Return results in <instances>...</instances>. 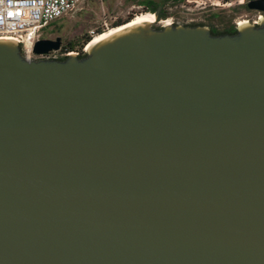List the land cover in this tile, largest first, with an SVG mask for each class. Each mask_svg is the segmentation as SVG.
Returning a JSON list of instances; mask_svg holds the SVG:
<instances>
[{
	"label": "water",
	"instance_id": "water-1",
	"mask_svg": "<svg viewBox=\"0 0 264 264\" xmlns=\"http://www.w3.org/2000/svg\"><path fill=\"white\" fill-rule=\"evenodd\" d=\"M0 264H264V17L0 39Z\"/></svg>",
	"mask_w": 264,
	"mask_h": 264
},
{
	"label": "rangeland",
	"instance_id": "rangeland-1",
	"mask_svg": "<svg viewBox=\"0 0 264 264\" xmlns=\"http://www.w3.org/2000/svg\"><path fill=\"white\" fill-rule=\"evenodd\" d=\"M249 0H184L175 5H166L167 20L173 23L185 24L201 22L222 28L227 24L255 23L264 17V12L249 10L244 4ZM147 5L135 0H83L78 6L65 17L51 22L46 29L58 30L63 40L71 42L73 46L68 49L79 47L80 38L84 34L96 32L104 23L112 28V22L117 19H125L133 15L146 12ZM165 19L156 20L152 23L161 26ZM208 27V26H207ZM105 29L104 31H106ZM103 31V32H104Z\"/></svg>",
	"mask_w": 264,
	"mask_h": 264
},
{
	"label": "built area",
	"instance_id": "built-area-1",
	"mask_svg": "<svg viewBox=\"0 0 264 264\" xmlns=\"http://www.w3.org/2000/svg\"><path fill=\"white\" fill-rule=\"evenodd\" d=\"M83 0H0V39L15 40L22 52L28 58H57V51L51 54L35 55L34 43L41 38L42 31L51 22L57 21L73 11ZM173 23L167 19L162 20ZM162 24V25H163ZM104 31L108 29L106 24L101 27ZM102 31V32H103ZM96 32H90L91 39ZM90 39V40H91ZM90 42V41H89ZM89 42L81 49L62 51V56L76 54L80 56L85 53Z\"/></svg>",
	"mask_w": 264,
	"mask_h": 264
},
{
	"label": "trees",
	"instance_id": "trees-1",
	"mask_svg": "<svg viewBox=\"0 0 264 264\" xmlns=\"http://www.w3.org/2000/svg\"><path fill=\"white\" fill-rule=\"evenodd\" d=\"M139 3H144L147 5L146 12L153 13L156 10H158L157 15V21L161 19H166L168 17L167 12L165 11L166 5H175L183 2L184 0H135ZM244 7H246V4H244ZM247 8V7H246ZM133 18V15L126 17L125 19H117L112 22V26L120 25L126 21H129ZM184 25H205L201 22H190L185 23ZM208 28L210 29L211 34L217 35V34H223V33H229L234 34L236 32L237 26L234 24H227L225 27L218 28L214 25L208 23ZM156 28H160V26H155ZM103 30L101 28L97 29L98 33H101ZM91 39V36L89 34H84L79 41V49H81L87 42H89ZM85 53L81 54L80 57L84 56ZM65 56L57 57V59H64Z\"/></svg>",
	"mask_w": 264,
	"mask_h": 264
},
{
	"label": "bare ground",
	"instance_id": "bare-ground-1",
	"mask_svg": "<svg viewBox=\"0 0 264 264\" xmlns=\"http://www.w3.org/2000/svg\"><path fill=\"white\" fill-rule=\"evenodd\" d=\"M154 21H155L154 15L150 12L139 14L134 19H131V21L129 23H126V24L118 26V27L109 28L104 32H101V33L94 35L93 38L90 40L87 48H89L94 43L107 38L111 34L118 32L119 30H122L123 28H126L128 26H131V25L139 23V22H151V23H153ZM168 23L169 22H165L164 24H168Z\"/></svg>",
	"mask_w": 264,
	"mask_h": 264
},
{
	"label": "flooded vegetation",
	"instance_id": "flooded-vegetation-1",
	"mask_svg": "<svg viewBox=\"0 0 264 264\" xmlns=\"http://www.w3.org/2000/svg\"><path fill=\"white\" fill-rule=\"evenodd\" d=\"M250 10V9H249ZM56 38H60V45H59V49H57L58 51H57V57H60V56H62L61 55V52L62 51H68V50H76L77 48H72V49H68V47H71V46H73V45H71L72 43L71 42H65L64 40H63V37L60 35V33L58 32V30H51V29H44L43 31H42V35H41V38L40 39H49V40H54V39H56ZM53 52V50H51V51H49L48 53H47V55L48 54H51ZM34 56H36V54L34 55Z\"/></svg>",
	"mask_w": 264,
	"mask_h": 264
}]
</instances>
